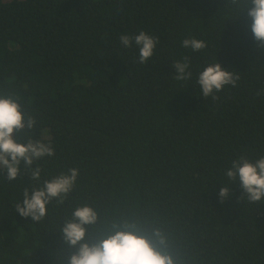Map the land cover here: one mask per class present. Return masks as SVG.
<instances>
[{
    "label": "trees",
    "instance_id": "trees-1",
    "mask_svg": "<svg viewBox=\"0 0 264 264\" xmlns=\"http://www.w3.org/2000/svg\"><path fill=\"white\" fill-rule=\"evenodd\" d=\"M246 2V0H245ZM231 0H0V95L15 99L33 127L13 136L50 144L54 155L0 170V264H66L59 230L73 209L98 214L95 242L113 223L160 229L176 264H264V201L249 202L226 171L240 156H264V47ZM144 31L158 43L140 63L120 36ZM185 38L202 40L193 51ZM188 58L187 80L174 62ZM219 63L235 86L203 97L198 74ZM40 169L39 181L31 170ZM63 203L39 222L16 204L68 169ZM229 196L220 202L221 187Z\"/></svg>",
    "mask_w": 264,
    "mask_h": 264
},
{
    "label": "clouds",
    "instance_id": "clouds-1",
    "mask_svg": "<svg viewBox=\"0 0 264 264\" xmlns=\"http://www.w3.org/2000/svg\"><path fill=\"white\" fill-rule=\"evenodd\" d=\"M233 4L241 3L248 8V16L251 18V31L257 42L256 47H264V0H231ZM120 42L123 47H131L134 43L139 48L138 60L140 63L148 61L154 52L158 39L140 31L139 34L129 36L122 34ZM184 48L200 51L206 44L196 38L182 40ZM175 69L177 80H187L191 73L188 58L183 62L176 61L172 65ZM238 76L228 69L222 68L219 63L206 66L199 74L197 83L200 86L203 97L214 96L225 85L235 86ZM34 120L25 117L20 104L8 95H0V170L6 171V179L14 180L20 172V165L31 168L33 161L41 157L54 155L50 144L29 139L26 143L17 142L14 132H19L25 127L31 129ZM78 169L70 168L67 173H61L50 180H45L43 187L28 188L23 191V201L16 204V211L23 217H31L39 222L46 215V205L53 199L63 203L72 191L78 177ZM230 181L240 180L241 188L246 199L251 203L264 201V156L255 161L245 156H240L231 162V167L226 171ZM31 178L39 181L40 169L31 170ZM230 194L227 185L221 187L218 193L220 202H223ZM98 214L90 205L83 204L75 207L71 218L66 219L60 231L69 248L74 249L66 259V264H176L175 259L168 249V241L163 232L152 229L150 234L144 232L138 225L124 222L123 226L113 223V231L103 235L95 242L85 239L86 226L97 222Z\"/></svg>",
    "mask_w": 264,
    "mask_h": 264
}]
</instances>
